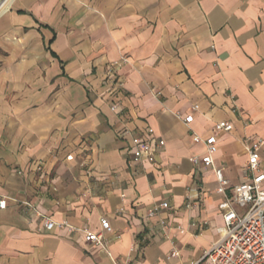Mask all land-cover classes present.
Here are the masks:
<instances>
[{
  "label": "crops",
  "instance_id": "1",
  "mask_svg": "<svg viewBox=\"0 0 264 264\" xmlns=\"http://www.w3.org/2000/svg\"><path fill=\"white\" fill-rule=\"evenodd\" d=\"M148 128L155 159L131 164ZM193 134L216 136L212 165ZM247 137L264 139V0H0V264H213ZM102 217L104 247L84 239Z\"/></svg>",
  "mask_w": 264,
  "mask_h": 264
},
{
  "label": "built area",
  "instance_id": "2",
  "mask_svg": "<svg viewBox=\"0 0 264 264\" xmlns=\"http://www.w3.org/2000/svg\"><path fill=\"white\" fill-rule=\"evenodd\" d=\"M198 105H193L192 110H196ZM193 120V115L187 114L183 117L185 123ZM215 130L230 131L231 123L226 120L217 121L214 125ZM153 133L152 128H148L145 135L135 136L131 139L134 147L131 164L147 160L153 162L155 159L154 149L150 146L147 135ZM195 143H203L204 152L202 155H194L190 160L194 164H203L204 166L212 165V155L217 151V139L214 134L205 138L200 135L193 134ZM157 146L160 148L164 141L156 140ZM264 145V139L247 137L244 147L248 154L245 166L246 180L240 182L234 192L233 200H224L218 207L223 211V225L217 228L218 238L211 247L205 252L204 257L209 259L213 264H264V173L262 168V160L260 159V149ZM214 173L218 183L217 191L223 192L228 180L224 177L221 167H214ZM6 200L0 198V208H4ZM234 205L245 208L243 213H238L234 209ZM167 202L152 207L147 211V216H153L160 207L166 208ZM190 206L189 203L186 207ZM43 218V229L51 230L56 223L47 216L41 215ZM166 227V223H161ZM111 230L110 223L107 218L100 219V230L90 231L85 229L84 239L94 242L102 247L104 243V232ZM170 256H178V251L173 249ZM125 264V263H113Z\"/></svg>",
  "mask_w": 264,
  "mask_h": 264
}]
</instances>
